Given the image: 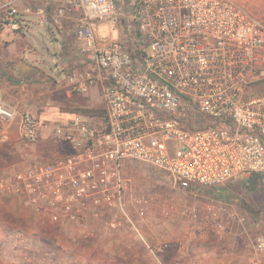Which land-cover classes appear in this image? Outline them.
Returning a JSON list of instances; mask_svg holds the SVG:
<instances>
[{
  "label": "built area",
  "instance_id": "built-area-1",
  "mask_svg": "<svg viewBox=\"0 0 264 264\" xmlns=\"http://www.w3.org/2000/svg\"><path fill=\"white\" fill-rule=\"evenodd\" d=\"M16 1L0 5L12 25ZM66 12L79 15L85 65L68 76L66 94L100 88L104 113L58 122L53 134L70 152L9 172L0 195L63 229L113 212L130 220L129 162L167 173L185 192L264 174L263 18L235 0H65ZM119 17L134 24L129 43L107 38ZM17 118L21 140L37 144L39 119L0 98V121ZM253 252L264 264V233Z\"/></svg>",
  "mask_w": 264,
  "mask_h": 264
},
{
  "label": "rangeland",
  "instance_id": "rangeland-1",
  "mask_svg": "<svg viewBox=\"0 0 264 264\" xmlns=\"http://www.w3.org/2000/svg\"><path fill=\"white\" fill-rule=\"evenodd\" d=\"M64 1H16L15 23L28 29L48 15V7L54 10ZM235 1L264 19V0ZM122 18L107 38L129 43L134 24L125 25ZM91 110L102 115V107ZM58 120L39 119L49 139L65 148L53 134ZM38 163L44 162L34 160L30 166ZM8 174L0 172V178ZM126 174L130 220L113 212L58 230L21 200L0 195V264H257L253 244L264 233L263 184L252 188L249 177L185 192L167 173L140 162H129ZM235 212L243 223L232 216Z\"/></svg>",
  "mask_w": 264,
  "mask_h": 264
},
{
  "label": "crops",
  "instance_id": "crops-1",
  "mask_svg": "<svg viewBox=\"0 0 264 264\" xmlns=\"http://www.w3.org/2000/svg\"><path fill=\"white\" fill-rule=\"evenodd\" d=\"M61 6L54 10L48 7V15L25 30L7 20L2 24L4 16L0 18V98L21 112L31 111L42 122L64 121L75 113L97 118L101 115H90L89 111L98 107L104 110L99 88L66 94L68 76L82 71L85 65L74 34L79 15L59 14ZM18 121H0V172L29 167L34 160L49 162L70 152L68 146L62 148L49 139L46 126L41 128L37 144L25 143Z\"/></svg>",
  "mask_w": 264,
  "mask_h": 264
},
{
  "label": "trees",
  "instance_id": "trees-1",
  "mask_svg": "<svg viewBox=\"0 0 264 264\" xmlns=\"http://www.w3.org/2000/svg\"><path fill=\"white\" fill-rule=\"evenodd\" d=\"M249 94H251V92H249ZM90 115H96L97 114V111L96 110H91L89 111ZM104 113V110H101V114ZM99 114V113H98ZM249 184L252 188H256L257 186L261 185L262 184L264 185V174H253L252 176H250L249 178ZM214 187H212L213 189ZM204 188H195L194 191H199V190H202Z\"/></svg>",
  "mask_w": 264,
  "mask_h": 264
}]
</instances>
